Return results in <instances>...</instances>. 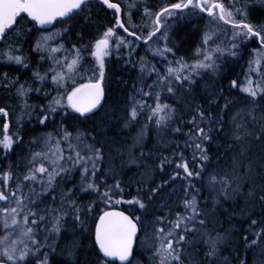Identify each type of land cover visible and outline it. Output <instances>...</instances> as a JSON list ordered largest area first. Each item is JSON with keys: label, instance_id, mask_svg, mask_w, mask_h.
Here are the masks:
<instances>
[{"label": "snow or ice", "instance_id": "6c2138e0", "mask_svg": "<svg viewBox=\"0 0 264 264\" xmlns=\"http://www.w3.org/2000/svg\"><path fill=\"white\" fill-rule=\"evenodd\" d=\"M228 3L226 7L221 0H179L156 12L145 6L144 16L151 20V28L146 35H138L130 29L147 25L129 23L131 9L137 7L135 3L127 4L128 20L123 21L121 4L111 0H0V44L6 45L0 49V59L27 68L23 48L16 45L27 39L33 30H43L33 51L41 54V60L52 61L44 74L33 72L39 87L17 85L7 73H4L2 86L15 87L18 97L33 90L43 91L48 96L50 92L45 88L51 73L50 85L57 95L47 105L40 106L36 122L47 128L57 115L61 119L55 136L44 133L30 142L42 147L30 152L22 172L0 173L3 186L0 202L7 204L0 207L3 213L0 222L4 229L10 230L0 239V264H51L54 254L63 257L57 264H117V261L119 264H233V261L247 264L241 250L246 254L264 245V156L259 161V171L251 158L253 142L264 153V0H243V3L228 0ZM94 4L101 10H113L111 26L88 44L50 45L55 37L72 31L71 25L64 26L67 21L86 10L90 13ZM185 9L207 13L213 28L217 22H222L230 25L232 31L226 42L221 40L219 44L216 40L220 37L215 31H205L196 49L197 59L192 64L183 58L175 59V49L169 46L176 33L171 31L167 21L182 17ZM90 21L89 15L78 23ZM57 23L61 25L58 32H47L46 26ZM176 23L178 19H173V24ZM117 29L142 40L145 45L155 44L148 50L166 62L165 69L161 71L144 57L133 60L135 46L119 35ZM210 43L216 46L210 48ZM253 44L255 47H251ZM123 48L129 49L127 59H123ZM245 50L250 59L245 81L239 87L243 94L239 102L227 99L223 89L203 102L191 96L198 85L197 76L220 72L218 61L241 57ZM168 54L174 59L169 60ZM113 55L118 62L131 65L137 72L135 80L119 81L120 85L127 86L123 127L138 123V118L147 111V123L140 126L131 147L143 142L149 124L154 123L158 133L182 135L184 147L192 149L189 161L176 143L172 155L160 153L158 163L148 167L146 161L152 153L146 156L141 152L137 156L129 147L127 160H121V169L143 166L141 175L148 177L137 181V195L131 199L123 198L126 185L118 178L116 166L110 164L106 170L101 167L107 159L104 137L108 113L101 115L108 99L110 78L106 61ZM253 74L257 79H253ZM150 78L152 82L148 83ZM235 88L237 81L231 80L229 91ZM164 93L167 96H163ZM171 98H178L177 102H165ZM148 99L152 100L151 104ZM219 99L224 100L223 106L217 103ZM24 107L29 112L34 111L26 102ZM0 114L8 116L4 107H0ZM68 118L79 123L91 122L92 126L76 128L73 133L64 126ZM8 128V123H4L0 139V148L5 154L23 139L19 134L9 135ZM228 140L232 143H226ZM62 144L67 145V155ZM222 148L224 153L232 152V155L227 164L219 167L213 165V156L219 161ZM117 154L125 155L120 150ZM177 156L179 159H174ZM173 164L175 171L165 178L164 174ZM157 172L161 174L158 183ZM256 177H259L258 183ZM178 179L183 181L182 195L174 210L171 205L161 203V198L166 187H171ZM10 181L12 187H9ZM202 192H207V196H202ZM240 199L246 205L258 202L261 219H254L255 213L241 209L243 222L248 227L221 231L216 227L220 225L217 213L222 215L229 210L218 206L228 201L238 203ZM123 204L129 208L118 210L115 207ZM164 207L168 208L167 214L157 215L156 210ZM150 216L153 219L146 222ZM77 236L90 241V246L81 243ZM65 239L68 243L61 249L60 242ZM222 244L235 249L236 256L232 260L222 257ZM147 253H150L149 259L144 261L142 257ZM261 254L264 255V247Z\"/></svg>", "mask_w": 264, "mask_h": 264}, {"label": "trees", "instance_id": "16d2710c", "mask_svg": "<svg viewBox=\"0 0 264 264\" xmlns=\"http://www.w3.org/2000/svg\"><path fill=\"white\" fill-rule=\"evenodd\" d=\"M115 1V0H111ZM142 5L151 8L153 11H159L162 7L171 5L176 3L177 0H138ZM160 1V2H159ZM238 3H243V0H238ZM98 4H94L90 13L86 10L84 13L80 15L74 16L71 20L67 21V24L64 26L71 25L72 31L61 36L55 37L52 41H50L51 46H57L59 42H63L65 47H70L72 44H76L78 46L83 44H88L89 42L94 41L104 29H101L105 24L108 26L111 25L109 20H112L111 12L108 9L101 10ZM136 10V8H135ZM134 10V11H135ZM139 7L138 10L134 13L135 23L140 24L142 21L139 20ZM190 11L183 10L182 17L176 18L178 19V23L172 24L171 31L176 34L173 36L170 41L169 46L174 47L175 49V59L183 58L188 64L192 63L194 60V54L196 49L201 45V39L203 35V20L202 17L195 16L199 13H195L193 15H187ZM122 13V11H121ZM91 17V21L87 24L78 23L84 17ZM124 20V14L122 17ZM144 23V22H143ZM204 23V22H203ZM209 29L215 31V28ZM61 28L59 23L51 26L47 29V32L56 33ZM224 30L226 32L231 31L230 25L219 26L218 30ZM43 31V30H41ZM41 31L33 30V32L28 34L27 39H23L20 45H16L17 47L23 48L22 54L26 57L28 67L25 68L21 65H16L15 63H8L4 59H0V107H4L8 116L5 117L3 114H0V139H2L4 134L3 125L4 123H8V134L15 136L19 134L23 139L19 143L13 145V150L5 154L4 150L0 148V173L6 171L13 172H22L24 170V166L27 164V157H29L30 152L32 150L39 151L42 147L40 144L30 143L34 137H38L43 135L44 133H53L55 136L56 132L60 129L61 119L60 116L57 115L53 121H50L48 127L45 128L40 126L36 122V116L39 113L41 105H47L51 98L57 93L52 90L50 85V75L49 73V81L48 86L45 88V91L50 92V95L45 96L44 92H37L35 90L27 92V94L23 97H18L16 95V88H5L2 86L3 84V76L4 73L8 74L10 80H15L17 85L23 84L25 87H31L33 89L40 86L39 81L35 80L33 77V72L39 71L41 74H44L48 71L49 65L52 64L50 60H41L40 53L33 51V47L35 45L36 39L41 35ZM119 35H122L128 41L132 42L134 47V51L132 53V59L135 61H139L140 57H144L145 60L150 61L152 64H155L161 71H163L166 67V62L162 61L158 56H153L152 53L145 52V44L139 43L137 44V40L134 37H130L125 35L120 29H117ZM138 35H140L137 31H135ZM82 34V35H80ZM224 37H220L223 39ZM179 44V47L175 46ZM6 45L0 44V49H4ZM251 47H255V45H251ZM123 59L128 58V48H123L122 50ZM44 55H47L46 53ZM60 55V54H58ZM244 56V57H242ZM241 57L232 58L228 57L227 59H221L218 63L221 64V71L216 74H204L202 76H197L198 85L195 87V91L191 94L197 100V102H203L205 98H208L213 95H218L220 90L223 89V95L229 99L236 102H239L243 98V94L239 92V82L242 75V72L245 68L244 59L248 58L247 50L243 52ZM86 59L90 62L91 58L86 57ZM168 59H174L171 54H168ZM106 69L110 72L109 84H108V99L105 105V109L101 111V115L106 111L108 113L107 117V128L105 129L107 135L104 139L107 141L106 145V157L104 164L101 165L102 169H107L108 165L114 164L116 166V171L118 173V178L124 181L126 187L125 191L122 194L124 199H131L132 197L137 195V181H142L148 179V177H143L141 174L144 171V167L141 166L137 168L135 165L130 167H124L121 169V160H127V150L129 147L133 146L134 138L139 131L141 125L147 123L146 116L147 111L141 114L138 118V123L133 124L130 128L123 127V121L125 119V109L126 105V87L119 84L120 80L131 81L136 79L137 72L135 69L131 68V65H125L122 62H118L116 60L115 55L111 56L109 61L106 63ZM154 78V77H153ZM231 80L237 81V88L231 89L229 91V82ZM148 83L152 82L150 78ZM69 86L71 82L69 81ZM163 96H167V93H164ZM189 97V99L191 98ZM147 99V98H146ZM163 99V97H162ZM178 98H171L166 100L167 103H176ZM25 102L27 105H30L34 111L29 112L27 108L24 107ZM148 103H152L151 99H148ZM221 106L224 104L223 99L217 100ZM182 106V105H181ZM73 116H77L78 114H72ZM65 127H68V130L71 132H75L76 128L80 129H90L91 122L87 123H79L75 119L68 118L64 124ZM187 131V129H185ZM184 137L182 135H166L163 131L157 132L154 123L149 124V131L146 134L142 143L135 144L134 147H131V151L139 156L141 152L147 154L149 152L152 153L150 159L146 161L148 167H153L156 163H158V157L160 153L164 155H172V150L175 149L176 143L180 145V148L183 149L185 157L191 161L192 157V149L184 147ZM226 143H232V141L228 140ZM225 143V147H226ZM165 144L169 145L165 147ZM118 150L123 151L125 155L121 157L118 155ZM216 149L213 148V153H215ZM235 151V150H234ZM232 155V152L224 153L223 148L220 152V160L217 161L215 156H213V165H219V167H223L227 164L229 157ZM264 156V153H261L260 147L253 142L251 145V158L257 162L261 160V157ZM174 159L178 160L179 157H174ZM17 165H20L17 168ZM211 170V169H210ZM175 171V165L173 164L168 168V172L165 173V178L167 175ZM182 172V170H180ZM259 171V167H258ZM161 174L159 172L156 173L157 180L159 182V176ZM101 180L104 177H100ZM257 183L259 182V177L255 178ZM108 183L111 184V178L108 179ZM183 181L177 180L172 184L171 187H166V191L164 196L161 198V203L166 205H171L175 210L176 205L179 203L181 193V184ZM9 187H12V182L10 181ZM173 189H175V194H173ZM0 190H3L2 184H0ZM247 191V189H244ZM202 196H207V192H202ZM87 201H85L86 203ZM7 206L6 202H0V207ZM116 208L121 210L129 208V205H116ZM222 210L228 209L229 211L220 214L217 213V218L220 219V225L216 226L221 231L228 230L230 227L235 228H247L248 224L244 221V217L241 215V209H246L249 212L255 213L252 218L257 219L258 221L261 219V207L258 202L253 204L246 205L245 202L240 199L238 203H234L233 201H228L223 205H219ZM168 208H158L156 210V214H167ZM234 213V214H233ZM139 214V213H137ZM153 217H149L148 221L150 222ZM222 226V227H221ZM71 231V230H70ZM70 238V236H69ZM77 239L81 241V243L89 245L90 241L86 239H82L77 236ZM68 243V240H62L60 242V248L62 249L64 245ZM202 247V246H201ZM221 249H223L221 255L222 257L228 258L232 260L233 257L236 256V251L234 248H229L227 245H220ZM261 245L260 247L249 250L246 254L241 250V255L245 256L247 264H264V255L261 254ZM260 252V253H259ZM259 253V254H258ZM63 259L61 255L54 254L51 260V264H57L59 260ZM145 261V259L142 257ZM233 264L235 262L233 261Z\"/></svg>", "mask_w": 264, "mask_h": 264}, {"label": "rangeland", "instance_id": "374dc122", "mask_svg": "<svg viewBox=\"0 0 264 264\" xmlns=\"http://www.w3.org/2000/svg\"><path fill=\"white\" fill-rule=\"evenodd\" d=\"M111 2H119L120 4H121V8H122V13H121V18L123 17V14H124V20L123 21H127L128 20V15H127V4H132V3H135L136 5H137V7H135L136 8V10H135V8H132L131 9V12H132V19H131V21L129 22V23H131V24H133V25H137V26H140V25H147V27H134V28H132V29H130V30H133V31H137L140 35L141 34H143V35H146L147 34V31L148 30H150V28H151V20H149V19H147L145 16H144V8H145V5H142L138 0H126V2H125V0H115V1H111ZM177 2H179V0H177ZM176 2V3H177ZM221 2H223V3H225V6L226 7H228L229 6V3H228V0H221ZM96 5V4H95ZM98 7H100L99 5H97ZM138 7H139V13L138 12H136V13H138V14H140L139 15V20L140 21H142V23H140V24H137V23H135V18H134V13H135V11H137L138 10ZM101 8V7H100ZM151 9V8H150ZM135 10V11H134ZM185 10H187V11H190V12H188L187 13V15H193V14H195V13H199L198 15H195V16H199V17H202V20H203V22H202V24H203V27L205 26V28H203V35H204V33H205V31H207V30H209V28H207L208 26L207 25H209L210 26V28H213V24H212V22L210 21V18L208 17V15H207V13H201L198 9H185ZM151 11L152 12H156V11H153L152 9H151ZM111 13H112V11H110ZM193 13V14H192ZM111 16L113 17L112 18V20H109L110 21V23H111V25L114 23V16L111 14ZM173 19H176V18H173ZM173 19H170V20H168L167 21V24L168 25H171L172 24V22H173ZM144 22V23H143ZM110 25V26H111ZM224 24L222 23V22H217L216 23V25H215V32H216V35L217 36H219V37H224L223 39H225V40H227V37H230L231 35H232V31H230V32H226V31H224V30H222V28H221V30H218L217 31V29H218V27L219 26H223ZM127 26V25H126ZM226 26V25H225ZM228 26V25H227ZM106 27H108V25L107 24H105V26H103L101 29H105ZM164 29H162V31H163ZM157 35H159V33L157 34ZM203 35H202V38H203ZM122 36V35H121ZM221 40L222 39H218V40H216V44H219L220 42H221ZM201 41H202V39H201ZM137 42V44L139 45V43L141 44L142 42H140V41H136ZM162 41H161V45H162ZM216 44H211L210 43V45H209V47L210 48H214L215 46H216ZM150 45H151V47H155L156 45L155 44H151V42H150ZM150 45H144L145 46V52L146 53H152L151 51H149L148 49H149V46ZM254 45V44H253ZM158 57V56H157ZM242 57H244V56H242ZM200 59H202L203 57L201 56V57H199ZM109 59H110V57L109 58H107V61H106V63L109 61ZM197 59V56H196V52H195V54H194V60H193V62L192 63H194L195 62V60ZM249 59H250V57L248 56V58H245L244 59V62H245V68H244V70H243V72H242V75H241V78H240V82H239V87L240 86H242L243 85V83H244V81H245V74H246V72H247V69H248V61H249ZM192 63H190V64H192ZM253 79H257V77L255 76V74H253ZM61 147H63L64 149H65V154L67 155V145L66 144H62L61 145ZM259 161L260 160H258L257 162H256V168H257V171H258V167H259ZM3 216V213H0V217H2ZM216 226H218V225H216ZM8 231H10V230H6V229H4V227H3V224H2V222H0V239H2L7 233H8ZM141 240H143V236H141ZM260 253V252H259ZM258 253V254H259ZM149 255H150V253H147V254H145V256L143 257L144 259H145V261H148V259H149Z\"/></svg>", "mask_w": 264, "mask_h": 264}, {"label": "water", "instance_id": "95a60500", "mask_svg": "<svg viewBox=\"0 0 264 264\" xmlns=\"http://www.w3.org/2000/svg\"><path fill=\"white\" fill-rule=\"evenodd\" d=\"M109 10V9H108ZM51 27V25L50 26H46V29H48V28H50ZM120 30H122V29H120ZM123 31V30H122ZM126 35H127V33H125ZM128 36V35H127ZM118 210H120V209H118ZM117 264H119V262L117 261Z\"/></svg>", "mask_w": 264, "mask_h": 264}, {"label": "bare ground", "instance_id": "6f19581e", "mask_svg": "<svg viewBox=\"0 0 264 264\" xmlns=\"http://www.w3.org/2000/svg\"><path fill=\"white\" fill-rule=\"evenodd\" d=\"M160 2V1H159ZM140 15V14H139Z\"/></svg>", "mask_w": 264, "mask_h": 264}]
</instances>
